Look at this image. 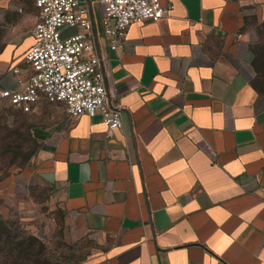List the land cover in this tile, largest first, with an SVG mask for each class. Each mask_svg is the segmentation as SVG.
Returning <instances> with one entry per match:
<instances>
[{"label":"crops","instance_id":"crops-1","mask_svg":"<svg viewBox=\"0 0 264 264\" xmlns=\"http://www.w3.org/2000/svg\"><path fill=\"white\" fill-rule=\"evenodd\" d=\"M76 1L100 31L96 0ZM160 4L117 51L97 46L120 129L43 98L16 110L38 170L61 193L67 241L94 245L79 264H264V0ZM38 20L33 0H0L1 88L31 73Z\"/></svg>","mask_w":264,"mask_h":264},{"label":"built area","instance_id":"built-area-1","mask_svg":"<svg viewBox=\"0 0 264 264\" xmlns=\"http://www.w3.org/2000/svg\"><path fill=\"white\" fill-rule=\"evenodd\" d=\"M33 1L39 20L25 56L31 73L17 81L18 90L0 87V105L29 113L43 98L62 104L71 120L100 115L108 131L120 129L121 109L108 98L99 41L106 39L109 49L117 51L129 25L157 23L171 7H162L161 0H96L101 7L100 31H96L91 7L85 2ZM64 30L74 33L64 37ZM261 201L264 204V185Z\"/></svg>","mask_w":264,"mask_h":264},{"label":"rangeland","instance_id":"rangeland-1","mask_svg":"<svg viewBox=\"0 0 264 264\" xmlns=\"http://www.w3.org/2000/svg\"><path fill=\"white\" fill-rule=\"evenodd\" d=\"M23 122L18 111L0 105V236L13 237L9 264H79L94 245L67 241L61 193L39 172Z\"/></svg>","mask_w":264,"mask_h":264},{"label":"trees","instance_id":"trees-1","mask_svg":"<svg viewBox=\"0 0 264 264\" xmlns=\"http://www.w3.org/2000/svg\"><path fill=\"white\" fill-rule=\"evenodd\" d=\"M3 156L0 154V166L2 164ZM12 235L6 231L3 235L0 236V258H5V263L0 264H9L8 259L11 258V244H12ZM11 263V262H10Z\"/></svg>","mask_w":264,"mask_h":264}]
</instances>
